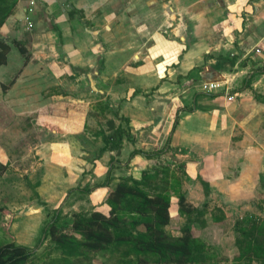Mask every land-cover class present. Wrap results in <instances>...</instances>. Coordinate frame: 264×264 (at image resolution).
<instances>
[{"label":"crops","instance_id":"0c3cea01","mask_svg":"<svg viewBox=\"0 0 264 264\" xmlns=\"http://www.w3.org/2000/svg\"><path fill=\"white\" fill-rule=\"evenodd\" d=\"M0 7L9 11L0 24L5 112L27 113L39 102L27 89L47 81L44 73L58 86L65 73L68 90L94 96L69 97L73 103L124 106L134 137L124 147L180 152L192 206L193 184L205 197L198 177L226 213L261 198L264 0H0ZM210 82L221 87L201 90Z\"/></svg>","mask_w":264,"mask_h":264},{"label":"rangeland","instance_id":"374dc122","mask_svg":"<svg viewBox=\"0 0 264 264\" xmlns=\"http://www.w3.org/2000/svg\"><path fill=\"white\" fill-rule=\"evenodd\" d=\"M42 76L47 80L42 86L27 89L30 95L39 98L37 104L27 107V113L16 106L11 113L5 112L0 101V247L12 243L33 250L28 264H64L65 260L70 264H134L133 257L120 255L121 247L117 244L111 246L110 254L87 251L79 246L78 255L64 257L42 231L56 211L58 231L82 242V237L72 231L73 215L98 212L109 216L108 192L119 183L130 185L135 180L148 196L161 195L168 200L170 220L163 228L167 235L180 237L188 228L196 242L203 244L202 249L194 253L196 264H246L233 260L238 254L235 224L243 223L240 231L264 228V188L261 185V198L252 207L241 212L231 209L226 213L218 206L220 202L209 198L210 191L206 195L204 181L198 177L196 181L208 198H198V189L196 192L193 184L192 200L198 209H205V214L187 215L179 209L178 199L181 194L186 195L192 182L184 161L178 157L180 152L152 154L151 151L148 152L152 154L150 158L131 157L129 144L123 146L134 140L131 135L132 140H124L119 152L106 151L96 158L103 136L109 133L108 121L118 125V118H126L121 112L124 106L109 99L89 105L83 104L84 100L73 103L69 97L80 99L85 95L93 99L94 96L88 89L68 90L63 82L65 73L59 76L62 81L58 86L54 85V74ZM5 93L0 89V99ZM128 121V126L125 123L124 126L130 132V119ZM110 166L108 187H97L105 181ZM204 202L206 207H202ZM120 217L127 221L138 218L126 211L121 212ZM143 229L140 224L136 231Z\"/></svg>","mask_w":264,"mask_h":264},{"label":"trees","instance_id":"16d2710c","mask_svg":"<svg viewBox=\"0 0 264 264\" xmlns=\"http://www.w3.org/2000/svg\"><path fill=\"white\" fill-rule=\"evenodd\" d=\"M7 9L0 7V24L8 14ZM8 46L0 43V64L5 61V53ZM117 117V114H115ZM120 124L108 121V134L102 138L96 158L106 151L119 152L124 140H132L131 134L124 123L128 126L129 121L124 117ZM154 154V153H152ZM150 153L133 150L130 156L143 155L146 158L152 156ZM111 181V166L108 169L105 181L97 187H108ZM127 182V181H126ZM206 195L209 193L208 184L203 182ZM260 185L264 188V177L260 178ZM90 189L87 190L89 192ZM107 204L110 207V215L104 216L98 212L90 214L77 213L73 215L72 231L82 237V242H76L67 234L60 233L57 229L58 214L55 211L51 221L43 229L45 237L50 238L56 249L64 257H72L79 254V246H84L87 251L98 253L111 252L113 244L120 245L122 257H133L134 264H196L194 253L202 249L203 244L196 242L188 228H185L180 237L167 235L163 228L168 224V200L157 195L148 196L139 188V183L132 180V183H119L108 192ZM178 207L187 215H204L205 209H198L187 202L186 196L180 195ZM202 207H206V202ZM132 212L138 216L131 221L120 217V213ZM202 224H203V220ZM239 222V221H238ZM236 223L235 247L238 254L233 258L235 261H244L251 264H264V228L240 231L243 223ZM143 226V231H136L138 225ZM48 227V228H47ZM134 231H136L134 233ZM252 243V244H250ZM34 251L24 246L12 243L0 247V264H28L33 257ZM64 264H70L65 260ZM127 264V262H122Z\"/></svg>","mask_w":264,"mask_h":264},{"label":"built area","instance_id":"2783aa9c","mask_svg":"<svg viewBox=\"0 0 264 264\" xmlns=\"http://www.w3.org/2000/svg\"><path fill=\"white\" fill-rule=\"evenodd\" d=\"M34 4L33 2L29 3L28 8L26 9L25 18L24 21L27 24L28 28L32 27V23L30 21V14L33 12ZM221 87V84L219 82H210V83H203L201 84V90L205 92L214 91ZM227 99L231 101L233 98L231 96H227Z\"/></svg>","mask_w":264,"mask_h":264}]
</instances>
